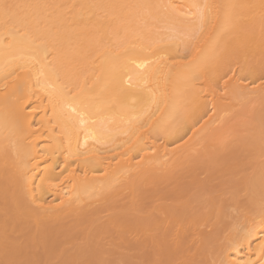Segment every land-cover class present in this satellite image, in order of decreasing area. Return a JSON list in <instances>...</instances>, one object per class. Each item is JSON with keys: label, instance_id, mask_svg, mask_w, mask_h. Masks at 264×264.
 Wrapping results in <instances>:
<instances>
[{"label": "bare ground", "instance_id": "6f19581e", "mask_svg": "<svg viewBox=\"0 0 264 264\" xmlns=\"http://www.w3.org/2000/svg\"><path fill=\"white\" fill-rule=\"evenodd\" d=\"M12 1L32 7L0 11V264L77 240L111 264H264V148L234 138L264 99V0ZM201 144L240 190L184 170Z\"/></svg>", "mask_w": 264, "mask_h": 264}, {"label": "rangeland", "instance_id": "374dc122", "mask_svg": "<svg viewBox=\"0 0 264 264\" xmlns=\"http://www.w3.org/2000/svg\"><path fill=\"white\" fill-rule=\"evenodd\" d=\"M10 1L11 2H8L10 4L12 2L14 4L16 3L15 1H12V0H10ZM253 103H254L255 107L252 105ZM253 103H250L249 107L248 106L245 107V109H243V111L241 112L242 116H244V117H242V118L239 117L238 119L235 118L236 121L239 119H241V121H243V118H244L245 121H247L246 123H247L248 127L247 126L246 127L248 129H251V130H247V129L243 130L240 126L239 127L235 126L237 128L242 129V130L241 129H238V130L245 131L244 133L241 132L242 134L239 133V134H237V136H234L235 143L237 141H238L237 143H239L240 141L242 142V139H244L246 141L247 140H255L257 144H259L262 148H264V141H263L264 136H262V135H264V125H263L264 124V99L263 100L260 99V102L256 101ZM255 103L257 105H255ZM250 106L252 109L250 108ZM249 112H251V113H249ZM248 120H250V121H248ZM237 122L241 123L240 121H237ZM237 122H234V120H232V121L228 122L227 124L232 125L234 123L235 125H237L236 124ZM261 122H262V124H261ZM244 123H243V128L245 127ZM234 124H233V126H234ZM239 125H241V124H239ZM228 127H229L228 130H229L231 126H228ZM223 129H225V128H223ZM228 130L225 129V131H227V133L230 131V130L229 131ZM238 130L236 129L235 131L237 132ZM235 131H234V133H235ZM230 132H232V131H230ZM227 133H226V135H227ZM234 133H232V134H234ZM253 134L255 136L257 135L256 137H258V138H250L251 135H253ZM226 135H225V138H227ZM229 135H230V133H229ZM252 137H254V136H252ZM261 137H262V139H261ZM234 138H232V141ZM227 139H230V138L228 137ZM230 141H231V139H230ZM225 142H226V140H225ZM222 143H223V145L222 144L221 145L224 147L225 144H224V142H222ZM227 144L231 146V144H229L228 142H227ZM202 146H203L202 144L198 145L195 147L196 149L194 151L190 152L191 154L189 156V160L191 162H189L187 165H185L186 167L184 168V170L187 171L186 169H190V172H188V173L197 179L199 178V179L210 180L211 185L216 186L217 184H222L225 188H231V189L235 188L237 190H240V188H242L243 186H242V184L236 185V182H239V181L241 182L238 175L235 174V176H232L231 174H229L227 172L220 171L223 168H225V165L228 164V162L226 163V160L222 157H218V156L215 157L214 155H211L212 161L210 162V164H206L205 163L206 156L202 158V155L207 150H205V148H206L205 146H203V147ZM232 146H234V144H232ZM247 146L254 147L251 144H248ZM239 148H240V146H239ZM243 159H244L243 155L234 156V158L231 159L229 162L239 161V160H243ZM192 160H194V161H192ZM251 160H253L254 163L259 162L260 164H262L264 166V154H263V156H260L258 158L252 157ZM251 160L248 162H251ZM209 167H211V172L207 171V168H209ZM246 172L249 175H252L253 177L261 176V174H264V170L261 171V170H258V168H252V169L247 170ZM263 178H264V176H263ZM261 184H264V179L262 180ZM198 192L201 195V199L206 198V196L204 195L205 190L202 189V186H201V189L198 190ZM192 193L193 192H191V194ZM244 194H245L244 192L241 193V195H244ZM257 196H259V195H257ZM193 197H194V195H192V198L189 201H187L185 205H187L189 207H192V206L197 207L198 202H194ZM243 198L246 199V197L242 196L241 199H243ZM206 199H208V198H206ZM208 201H209V199H208ZM59 249H60L59 254H57V252L56 253H44V251L40 247H37L27 257L26 260H23V261L20 260L18 262L17 261H15V262L10 261V263H8V264H71V262H75V264H87L89 261H91V262L88 264H111L112 260L114 259V255L109 254L105 251V246L90 245V244H87L86 242H84L82 240H77L74 245L62 244ZM70 255H71V258L69 257Z\"/></svg>", "mask_w": 264, "mask_h": 264}, {"label": "snow or ice", "instance_id": "6c2138e0", "mask_svg": "<svg viewBox=\"0 0 264 264\" xmlns=\"http://www.w3.org/2000/svg\"><path fill=\"white\" fill-rule=\"evenodd\" d=\"M22 7H32V6H22L17 4L3 3L0 4V11H2V14L6 18V20H11L16 17V15L18 14V10L21 9Z\"/></svg>", "mask_w": 264, "mask_h": 264}]
</instances>
